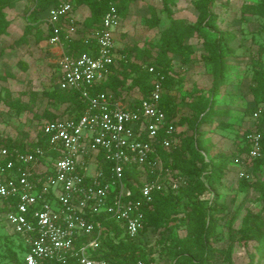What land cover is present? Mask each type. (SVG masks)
<instances>
[{"label": "built area", "instance_id": "2783aa9c", "mask_svg": "<svg viewBox=\"0 0 264 264\" xmlns=\"http://www.w3.org/2000/svg\"><path fill=\"white\" fill-rule=\"evenodd\" d=\"M71 12L68 1L47 11L52 34L45 44L58 49L56 86L78 93L85 104L81 115L43 121L41 145L31 150L0 148V162L6 160L0 165V218L25 248L24 264H64L69 258L78 264H109L92 257L102 241L100 218L115 222L122 237L135 240L151 194L175 190L182 180L176 175L165 184L163 177L172 173L156 151L180 143L178 129L160 107L164 76L148 67L152 90L136 105L133 96L98 91L118 57L114 33L119 16L110 7L90 35L95 49L72 56L64 52V41L71 38L65 26L74 22ZM259 113L253 114L255 120ZM245 141L246 157L259 158L257 132L251 130Z\"/></svg>", "mask_w": 264, "mask_h": 264}, {"label": "rangeland", "instance_id": "374dc122", "mask_svg": "<svg viewBox=\"0 0 264 264\" xmlns=\"http://www.w3.org/2000/svg\"><path fill=\"white\" fill-rule=\"evenodd\" d=\"M258 1L220 0L221 4L214 8L218 17L217 30L231 37L228 47L232 54L222 63L217 65L205 60L207 55L199 37L187 41L194 49L188 64H181L178 57L172 62L175 83L169 94L179 104L180 116L190 112L185 105L199 94L206 97V110L210 108L225 112L215 115L210 123L187 131V135L199 139V153L205 162L215 163L216 155H221L227 161L222 185L218 189L217 204L218 207L224 206V212L216 217L217 235L215 241L210 242L211 246L223 252L215 255V264H264V255L260 256L256 251L255 242L244 243L239 233L250 215L260 214L264 221V155L255 165L256 162L248 159L243 150L245 132L257 131L260 127L264 131L261 119L255 120L253 117L256 111H260L259 114L264 117V88L257 87L264 78V23L259 16L242 11L244 4H257ZM129 7V15L119 18L114 33L115 47L118 51L131 47L149 51V57L135 60L137 64L145 65L155 55L154 47L160 44L169 22L161 12L160 0H138ZM28 9H33L31 0H21L14 8L6 10L9 29L0 38V140L32 141L46 119L43 117L45 111L61 115L69 109L49 102L44 96L45 92L56 89L58 79V57L51 46L44 41L36 42L35 36H28L25 44L10 48L25 31L30 19ZM173 12L175 18L186 26L193 25L198 15L190 0H175ZM88 14L84 7L73 12L75 21L65 26L71 38L78 37L84 31L82 22ZM154 16L159 22L156 27H150L149 21ZM45 18L46 11L37 12L36 20L44 21L42 30L46 29ZM207 36L212 40L215 35L207 33ZM21 65H25V68ZM7 96L23 107L21 113L4 104L3 98ZM181 129L185 130V127ZM208 169L209 166H204L205 172ZM171 173L172 177H163L165 184L179 176L182 180L178 181L177 188L185 185L186 178L179 175L177 170ZM240 173L244 176L241 177ZM211 197V194L204 195L202 203H209ZM176 225L171 223L172 228L165 232L164 237L161 229L148 232L142 248L146 259L154 261L151 264L172 263L171 259L160 260L159 254L167 236L181 237L184 234V227ZM9 237V231L0 218V264H16L7 256Z\"/></svg>", "mask_w": 264, "mask_h": 264}, {"label": "trees", "instance_id": "16d2710c", "mask_svg": "<svg viewBox=\"0 0 264 264\" xmlns=\"http://www.w3.org/2000/svg\"><path fill=\"white\" fill-rule=\"evenodd\" d=\"M21 0H0V38L9 29V21L6 17V10L12 9ZM33 9H28L27 14L30 19L25 27L23 35L18 38L11 46V49L18 48L27 42L28 36H35L36 42L47 41L51 36V28L46 24V29L41 26L44 21H37L38 11H47L51 7L57 6L61 1H68L72 5V14L79 8L84 7L89 14L82 22L84 31L74 38L64 41V52L67 55L78 56L82 53L95 49V44L90 38L91 33L100 27L101 20L105 12L114 7L119 18H125L130 13V4L138 0H31ZM161 12L169 22V26L163 31L161 42L156 48L152 60L145 64H137L135 60H142L145 56L149 57L150 52L140 50L137 47L123 48L120 51L116 48L117 58L110 68V73L104 84L98 91H111L119 98L133 96L135 105L140 99L149 96L152 86L153 75L148 73V67L153 66L156 72L164 76L162 82L163 93L161 95L160 107L165 114L169 124L177 129L185 127L176 132L179 145L170 150L157 146L156 151L161 157L164 166L171 172L177 170L179 175L186 178L185 185H181L176 191H159L151 194V201L148 207L144 208L143 228L135 240L122 237L119 226L103 216L100 218L103 225L102 241L99 249L92 253V257L101 258L109 264H151L154 261L146 259L142 242L151 230H162L165 232L172 227H184V234L180 237L169 235L163 241V249L160 252V260L171 259V264H215V255L219 252L210 242L215 241L217 235V215L224 212V206L218 207V189L222 185V179L227 161L221 155H216L215 163H207L199 153L200 142L197 137L187 135V131L198 129L200 125L210 123L217 114H225L212 109L206 110V97L199 94L193 101L185 106L190 109L187 115H179V104L175 103L170 96V91L175 83L173 59L178 57L180 63L185 65L191 59L194 49L187 43L192 37L202 39L203 51L208 56L206 61L212 64H220L225 58L230 56L231 50L228 42L231 37L225 36L217 30V14L214 8L221 4L220 0H190L193 8L197 12V19L193 25H184L176 19L173 12L175 0H160ZM244 13L254 14L263 19L264 23V0H259L257 4H244ZM75 21V20H74ZM159 22L157 17H152L149 21L150 27H156ZM46 23V22H45ZM207 33L214 34V39H209ZM63 38V35H62ZM25 68V65H21ZM58 80V79H57ZM258 88H264V78L257 84ZM49 102L64 105L67 108L61 115H54L48 111L44 112V121L55 120L57 118H67L70 116L79 117L85 106L79 99L78 93L55 90L44 93ZM4 104L10 109H14L18 114L23 111V107L11 101L7 96L3 98ZM264 125V117L259 114ZM257 120V119H256ZM250 132H245L246 135ZM260 138L261 155L254 159L253 163L258 164L264 155V131L260 127L257 131ZM37 141L22 139L0 140V148H6L11 153L14 149L20 151L31 150L41 145V134H36ZM243 150L247 152L246 141ZM10 157L7 159L9 160ZM6 160L0 162L3 164ZM204 166H209L208 171H204ZM211 194L209 203H202L204 195ZM264 200V196L262 197ZM264 209V205L262 207ZM181 214L180 217L178 215ZM244 243L255 242L256 251L260 256L264 255V221L260 214L250 215L245 220L244 228L239 231ZM9 237V246L6 248L8 258L16 264H24L22 255L25 248L18 238ZM17 242H16V241ZM51 264H61L52 262ZM64 264H78L75 259L69 258ZM216 264H223L221 262Z\"/></svg>", "mask_w": 264, "mask_h": 264}, {"label": "crops", "instance_id": "0c3cea01", "mask_svg": "<svg viewBox=\"0 0 264 264\" xmlns=\"http://www.w3.org/2000/svg\"><path fill=\"white\" fill-rule=\"evenodd\" d=\"M55 52L56 54L58 53V49L56 47H51Z\"/></svg>", "mask_w": 264, "mask_h": 264}]
</instances>
